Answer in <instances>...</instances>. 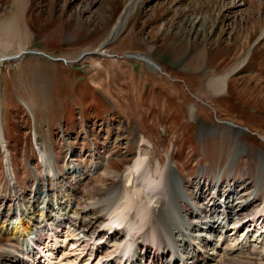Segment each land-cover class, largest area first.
Returning <instances> with one entry per match:
<instances>
[{"label":"rangeland","instance_id":"374dc122","mask_svg":"<svg viewBox=\"0 0 264 264\" xmlns=\"http://www.w3.org/2000/svg\"><path fill=\"white\" fill-rule=\"evenodd\" d=\"M131 1L0 0L6 212L36 214L43 228L47 198L32 205L34 182L41 190L43 179L46 189L52 181L56 189V174H64L59 182L73 180L69 170L78 165L90 174L86 195H108L118 177L132 178L140 193L150 180L147 189L156 191L174 184L167 196L189 206L204 208L205 198L218 194L222 212L224 194L237 181L251 189L231 198L234 205L255 197L253 212L264 203V0H137L124 30L99 51ZM91 51L100 53L84 55ZM219 77H228L224 93L209 86ZM201 185L206 194L196 197ZM59 208L53 201L52 215L60 219ZM207 219L198 222L203 235ZM219 222L243 239L244 232L231 230L233 221ZM67 227L55 242L41 240L54 251L49 264H95L116 249L104 244L96 258L97 243L83 252Z\"/></svg>","mask_w":264,"mask_h":264},{"label":"bare ground","instance_id":"6f19581e","mask_svg":"<svg viewBox=\"0 0 264 264\" xmlns=\"http://www.w3.org/2000/svg\"><path fill=\"white\" fill-rule=\"evenodd\" d=\"M136 4L137 0L129 2L112 28L108 39L98 49L99 51L115 41L121 34L135 11ZM42 55L50 57L47 53ZM227 82L228 77L212 78L209 86L213 90L224 93L227 90ZM131 168L144 171L138 163H133ZM54 171L50 170L51 173ZM69 172H71L73 180L67 178L69 180L63 183L58 180L62 175L64 177V174H56L55 181L58 184L56 189L52 187L54 185L52 181L46 189L43 178L41 190L40 184L37 186L35 182L33 184V196L30 198L32 205L35 206L42 195L47 198L45 205L47 207L42 210L43 221H46L43 225L45 229L36 225V223L42 222L38 219V215L20 218L16 209L12 211V208H9V211L6 212L5 206L2 204L4 201H0V224L5 230L0 236V264H30V262L37 264V261L43 262L38 258L41 252L43 256L40 257L45 258L44 264L46 261L52 260L53 249L45 250V247L41 246L44 243L41 240L47 236L49 243L55 242L53 240H56L59 235L57 232L63 231L60 229L62 226H68L67 233L71 232V235L66 236H71L70 239L74 240L73 244H77V247H80L83 252L91 244L96 245L97 243L96 258H98L99 248L104 244L112 243L108 248L114 246L115 251L108 255L107 259H103L102 255H99L95 264H141L138 262V258L143 262L142 264H264V203H261L257 210L250 212L251 207L259 202V199L255 200L254 197L247 201L240 200L236 205L232 203L231 199L245 194L251 189L250 184H246V182L237 184L236 181L235 186L226 190L224 194L226 202L220 212L217 207L216 196L218 194L206 197L205 201L209 202L203 206L204 208L189 206L181 196H167L169 192L177 190L174 184L164 185L162 189L156 191L147 189L150 186L148 185L150 180L146 182L147 187L140 193L133 188L134 180L132 178L127 180L118 177V179L115 178V184L108 191V195L92 196L93 194L90 193L86 195L83 193V187L85 181L90 177L89 172L84 171L82 165L76 166ZM13 174L15 175L14 172ZM10 180L13 181L11 177ZM12 186L14 187V184ZM221 186L222 182L219 185V192ZM130 192L135 194L131 195ZM204 194L206 193L202 186L196 197H202ZM244 196L239 197L245 198ZM149 197H151V201H148ZM196 197L194 196L192 199ZM29 200L27 201L30 202ZM53 201H59V210L63 211L60 219L52 215L54 212L51 211ZM121 202L125 205H120ZM176 202L181 208H176ZM126 210L134 211L135 218L128 222V230L119 229L115 224H124ZM106 214L109 215L106 217ZM14 217L17 219L11 220ZM203 218H208V235L202 234L200 231L202 226L199 231L197 229L200 226L198 222ZM221 218L226 222L233 221L231 230H234L235 235L244 232L243 239L228 234V229L226 230L225 226H221L222 222H219ZM50 220L52 221L50 222ZM10 224L13 229L8 226ZM6 225L7 228H5ZM81 233L82 236H80ZM66 240L68 241L69 238ZM49 243L48 247H50ZM133 245H135V249L131 252L130 248Z\"/></svg>","mask_w":264,"mask_h":264},{"label":"water","instance_id":"95a60500","mask_svg":"<svg viewBox=\"0 0 264 264\" xmlns=\"http://www.w3.org/2000/svg\"><path fill=\"white\" fill-rule=\"evenodd\" d=\"M103 46V45H102ZM30 53H32V54H41L42 52H37V51H30ZM100 52H98V51H91V52H86V53H84V55H86V54H99ZM42 54H45V53H42ZM83 55V56H84Z\"/></svg>","mask_w":264,"mask_h":264}]
</instances>
